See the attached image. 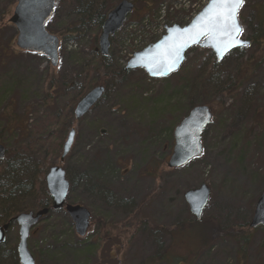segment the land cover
<instances>
[{"label": "rangeland", "instance_id": "374dc122", "mask_svg": "<svg viewBox=\"0 0 264 264\" xmlns=\"http://www.w3.org/2000/svg\"><path fill=\"white\" fill-rule=\"evenodd\" d=\"M206 1L141 0L139 9L128 16L120 33L111 40L110 68L93 73L87 85L114 68L126 67L135 52L158 40L155 28L175 22L187 25ZM261 1L245 0L240 10L243 38L254 32L255 8ZM17 2L0 0V24L9 22ZM78 8V0H57L50 20L52 33L60 32L76 19ZM163 10L165 22L159 20ZM93 33L65 43L60 40V62L53 67L46 56L16 47L17 30L13 24L0 27V40L14 44L13 49L6 47L3 54L0 52V114L14 101L15 112L26 126L25 134L18 130L4 133L3 118L0 120V143L8 150L0 163L2 175L27 158L21 139H28L26 142L36 145L28 153L33 158V172L28 174L27 170L25 179L34 175L35 169L39 174H47L53 165L62 166L70 181L68 202L84 206L92 214L85 237L76 233L64 210L53 211L44 218L28 240L37 264H148L145 259L156 253H183L186 248L177 246L172 234L179 224L196 219L185 193L202 184L210 187L211 194L201 220L220 227L243 228L247 233L253 231L248 245L231 237L213 240L211 245L203 246L192 264H264V230L250 226L264 186V145L257 151L255 137L264 123V62L245 86L254 100L261 99L262 104L257 111L263 118L256 116L253 130L249 132L240 117L241 107L230 109L233 101L228 99L227 109L219 111L202 135L203 154L181 168L171 169L166 164L174 146V129L191 109L190 101L195 105L204 102L198 91L182 87L176 72L166 78H151L137 68L122 80L110 79L106 97L79 119L74 115L79 100L72 106L75 89L55 96L51 109L43 106L44 96L51 88V76L55 74L62 81L83 79L82 68L76 62L93 57ZM205 50L212 53L195 46L187 54L203 56ZM235 60V55L227 62L223 60L224 68L230 70ZM50 118L54 120L53 137L37 143L39 126L49 125ZM71 128L76 129L77 135L61 163L63 144ZM101 128L107 133L102 135ZM101 228L113 232L114 238L104 241ZM18 242L19 226L13 224L4 247L0 248V264H21ZM242 246H246L243 254Z\"/></svg>", "mask_w": 264, "mask_h": 264}, {"label": "trees", "instance_id": "16d2710c", "mask_svg": "<svg viewBox=\"0 0 264 264\" xmlns=\"http://www.w3.org/2000/svg\"><path fill=\"white\" fill-rule=\"evenodd\" d=\"M140 1L141 0H132L135 5L134 12L139 9ZM116 2H118V0H78V12L74 14L76 15V19L69 22L60 32L54 34L60 38L61 42H64L83 39L94 32L93 34L96 38L97 47L98 36L101 33L102 24L108 13L116 6ZM150 5L151 4H148V6ZM255 10L257 13V25L253 30V34L248 38L251 42L250 46L236 49L227 54L223 59L227 62L232 55L236 56V60L230 70L224 68L226 62L222 63L223 60L218 61L213 52L210 54L209 50H205L206 55L203 56L189 57L187 54L183 66L174 74L178 75L177 79L182 83V87L185 90L198 91L204 97V102L201 105H207L211 108L214 114L213 119L220 113V110L227 109L226 101L231 99L233 104L230 109L234 110L237 107H241L239 108L241 113L240 117H243L244 121L247 123L246 125L249 127V132L254 128L255 118L256 116H260L258 109L262 106V104H260L261 99L254 100V97L248 92V89L245 90V86L258 69V66L264 62V0L259 3ZM8 23V21H5L0 24V27ZM175 23L178 24L179 22ZM180 24L182 23H179V25ZM50 26L51 22L48 21L46 28L52 33ZM120 31L118 33H120ZM113 39L114 36L111 37V40ZM11 44H13V41L5 44L0 40V52L3 54L6 47L13 49L14 44L12 47ZM96 47L92 51L93 57L91 59L82 58L78 59L76 62V65L82 68V80L75 78L70 81H62L59 79L60 77L55 74L51 76V88L44 96L43 106L51 109L52 100L56 99V97L65 95V91L69 92L75 89L77 95L74 97L73 106L76 100H80L91 88L98 85L107 86L110 79L122 80L127 76L130 70H126L125 67H118V70L114 68L113 71H108V74L100 77L94 84L90 83L87 85L86 81L93 73L104 67L110 68L108 64H111L109 57H103ZM59 50H61V45ZM59 53L62 54V50L59 51ZM106 93L103 97H106ZM12 103H14V101L5 107L0 114V120L3 118L2 131L4 133H12L18 130L25 134V122H22L20 116L16 114V109ZM189 104L191 109L198 106L192 101H190ZM240 117L238 118L240 119ZM260 117L263 118V116ZM53 119L50 118L47 120L49 125L44 123L39 126V131H41V133L37 138V143H41L43 139L53 137L54 131L51 125L54 121ZM260 126L261 130L256 133L255 136L256 143H258L256 145L257 151H260V147L264 145V123ZM64 132L66 133L65 128ZM21 140L23 141L25 150H27V158H24V160L21 159L12 165L7 175H2L3 172L0 169V224L12 222L13 218L20 212L31 211L36 207L51 208L52 206V198L44 182L45 172L39 174L40 171L35 169L34 175L25 179L27 170L28 174L29 171L30 173L33 172V158L28 153L30 149H34L36 144L26 142L28 139L23 138ZM24 142L26 143L24 144ZM255 230L258 231L261 229L255 228ZM252 231L247 233L248 231H245V229L234 226L220 227L210 221L205 223L203 220H188L179 224L172 234L177 246L181 245L186 248L183 253L176 252L174 255H164V252H161L151 255L145 260L148 264L161 262H166L168 264L186 262L192 264V262L196 261L198 256L201 255L203 246L211 245L213 240L231 237L236 240H241L242 242L244 241L248 245ZM101 233L104 241L108 240V238L109 241L114 238L113 232H108L106 228H103V231L101 228ZM2 247H4V245L0 248ZM245 247L246 246H242L241 248L242 254L245 252Z\"/></svg>", "mask_w": 264, "mask_h": 264}, {"label": "water", "instance_id": "95a60500", "mask_svg": "<svg viewBox=\"0 0 264 264\" xmlns=\"http://www.w3.org/2000/svg\"><path fill=\"white\" fill-rule=\"evenodd\" d=\"M244 4V0H243ZM238 8L236 20L243 30L239 20ZM57 0H18L14 12L9 19L17 30L16 47L22 51L34 52L46 56L53 67L60 62L57 35L50 33L46 24L54 15ZM131 0H122L107 15L102 24L99 38V51L103 57H109L111 36H114L134 11ZM216 9L210 0L208 4L185 26L174 24L166 27V33L156 42L136 52L126 65V70L143 69L151 78H166L177 72L186 61L188 51L195 47L210 49L218 61L236 49L247 48L251 42L243 38V31L233 38L227 34L223 24L214 20ZM236 41H242L243 46ZM106 87L98 85L87 92L76 104L74 115L77 119L85 116L106 93ZM214 114L207 105L193 107L174 129V146L167 166L171 169L181 168L204 152L202 135L212 124ZM101 134L107 130L101 128ZM77 131L71 128L63 144L61 161H64L74 144ZM6 156V148L0 143V161ZM48 190L53 198V208L65 210L75 224V231L80 237H85L91 225V212L84 206L66 204L70 182L66 171L54 165L46 175ZM211 189L207 184L188 190L185 199L196 220H201L210 200ZM66 204V205H65ZM48 213V209L37 212H21L13 220L19 226V242L17 252L21 264H36L35 258L28 247L30 231L39 220ZM11 224L0 225V246L7 241V232ZM252 228L264 230V190L255 207L250 223ZM99 264V263H98Z\"/></svg>", "mask_w": 264, "mask_h": 264}, {"label": "snow or ice", "instance_id": "6c2138e0", "mask_svg": "<svg viewBox=\"0 0 264 264\" xmlns=\"http://www.w3.org/2000/svg\"><path fill=\"white\" fill-rule=\"evenodd\" d=\"M213 7L216 9L214 20L223 24L227 34L233 38L238 36L243 30L239 27L236 20L238 8L243 4V0H212ZM243 46L242 41H236Z\"/></svg>", "mask_w": 264, "mask_h": 264}, {"label": "flooded vegetation", "instance_id": "af4514ba", "mask_svg": "<svg viewBox=\"0 0 264 264\" xmlns=\"http://www.w3.org/2000/svg\"><path fill=\"white\" fill-rule=\"evenodd\" d=\"M106 87V86H105ZM106 89H107V87H106ZM1 142V141H0ZM2 144V143H1ZM5 148H6V146H5ZM7 154H8V150H7V148H6V156H7ZM6 156H5V159H6ZM4 159V160H5ZM4 160H2V161H4ZM2 161H0V163L2 162ZM60 162L61 163H63L64 161H61V157H60ZM56 165H58V164H56ZM54 166V165H53ZM58 166H60V165H58ZM60 167H62V166H60ZM51 168V167H50ZM63 168V167H62ZM64 169V168H63ZM65 170V169H64ZM49 172V171H48ZM47 172V173H48ZM45 175H47L46 173H45ZM67 176V175H66ZM44 182H45V186L47 187V183H46V176H44ZM70 182V181H69ZM47 190H48V187H47ZM69 191H70V188H69ZM48 192H49V190H48ZM69 193V192H68ZM49 194H50V192H49ZM50 196H51V194H50ZM51 198H52V196H51ZM67 198H68V196H67ZM66 204H71V203H69L68 202V199L66 200ZM65 204V205H66ZM74 205V204H73ZM75 205H77V204H75ZM65 208H66V206H64V208L63 209H54L53 208V198H52V206H51V208L50 207H36L35 209H33V210H31V211H33V212H37V211H39V210H42V209H48V213L46 214V215H44L40 220H39V222L35 225V226H33L32 227V229H31V231H30V236H31V234H35L39 229H38V225L43 221V219L44 218H46L51 212H53V211H66L65 210ZM31 211H23V212H31ZM91 212V211H90ZM21 213V212H20ZM67 213V212H66ZM19 214V213H18ZM17 214V215H18ZM68 214V213H67ZM16 215V216H17ZM69 215V214H68ZM15 216V217H16ZM14 217V218H15ZM70 217V216H69ZM14 218H13V220H14ZM71 218V217H70ZM13 220H12V222H9V224H11V226L13 225V224H17V223H13ZM72 220V219H71ZM72 222H73V220H72ZM5 224H7V223H5ZM73 224H74V222H73ZM91 224H92V214H91ZM0 225H4V224H0ZM10 226V227H11ZM91 226V225H90ZM74 227H75V224H74ZM90 228V227H89ZM10 229V228H9ZM37 230V231H36ZM8 232H9V230H8ZM8 232H7V239H8ZM30 236H29V238H30ZM29 238H28V240H29ZM3 246V245H2ZM31 251V250H30ZM32 253V252H31ZM33 254V253H32ZM19 256V255H18ZM33 256H34V254H33ZM34 258H35V256H34ZM35 261H36V264H37V260H36V258H35ZM19 262H20V259H19ZM18 263V262H17ZM21 263V262H20Z\"/></svg>", "mask_w": 264, "mask_h": 264}, {"label": "built area", "instance_id": "2783aa9c", "mask_svg": "<svg viewBox=\"0 0 264 264\" xmlns=\"http://www.w3.org/2000/svg\"><path fill=\"white\" fill-rule=\"evenodd\" d=\"M206 3H207V1L205 2V4H206ZM205 4H204V5H205ZM161 10H162V9H161ZM160 13H161V16H160L159 20L162 21V22H164V20H165V18H166V16H165V11L163 10V11H161ZM162 13H163V14H162ZM163 31H164V27L162 26V27H160L159 29H156L154 32H155L157 35L161 36L162 33H163Z\"/></svg>", "mask_w": 264, "mask_h": 264}]
</instances>
